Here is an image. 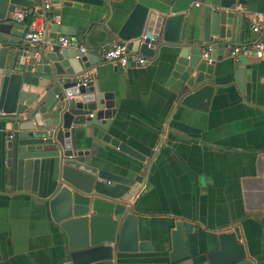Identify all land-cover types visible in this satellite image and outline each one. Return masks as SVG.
Segmentation results:
<instances>
[{
    "label": "crops",
    "instance_id": "1",
    "mask_svg": "<svg viewBox=\"0 0 264 264\" xmlns=\"http://www.w3.org/2000/svg\"><path fill=\"white\" fill-rule=\"evenodd\" d=\"M243 1L235 7L240 41L234 40L238 22L233 18L222 60L212 69L214 91L206 111L200 112L176 107L167 82L172 63L166 53L139 68L100 62L101 53L119 42L115 35L131 0H52L58 26L79 30L62 36L97 58L90 82L112 95L108 135L145 158L138 162L110 146L92 145L102 169L133 180L127 200L138 214V239L150 245L145 253L122 254L117 264H168L169 231L175 221L192 224L198 251L197 257L177 264H206L202 254L216 248L217 234L234 229L245 258L264 264V31L253 34L248 29L250 16L264 12V0ZM215 3L210 1L214 9ZM202 7V0L190 6L184 19L186 35L196 26ZM20 11L28 12L15 7L13 13ZM8 17L12 21V14ZM24 21L27 30L29 21ZM52 25L48 20L47 32ZM58 35L51 36L47 49ZM42 43L43 37L34 48ZM256 43L263 46L260 57L251 50L231 57L232 48ZM235 70L240 72L241 89L234 83ZM7 135L0 122V264H58L64 236L51 222L46 204L54 183L40 170L31 195L6 186ZM89 141L82 139L80 147L90 150ZM205 239L213 244L205 248Z\"/></svg>",
    "mask_w": 264,
    "mask_h": 264
},
{
    "label": "water",
    "instance_id": "2",
    "mask_svg": "<svg viewBox=\"0 0 264 264\" xmlns=\"http://www.w3.org/2000/svg\"><path fill=\"white\" fill-rule=\"evenodd\" d=\"M42 1L0 0V122L10 135L3 146L4 183L11 191L31 195L40 170L54 183L46 204L51 222L64 236L58 264H117L122 254L145 253L150 245L138 239V214L127 200L133 180L102 169L92 145L110 146L138 162L145 158L108 135L112 95L99 92L94 82L76 87L74 79L97 65V58L56 45L45 47L52 35L72 36L79 30L53 24L45 30L40 48L22 44L25 21L12 22L8 15L19 7L31 16L34 5L42 8ZM131 1L117 40L147 60L166 53L172 63L167 82L176 107L205 112L215 88L214 62L222 60L233 18L238 22L234 40L240 41L235 7L244 1L217 0L214 9L211 0H202L199 20L189 35L184 19L194 0ZM207 46L209 60H201L200 50ZM233 76L241 89L240 72L235 70ZM82 139L90 140V150L80 147ZM238 240L237 229L217 234L216 248L202 254L205 263L252 264ZM212 244L205 239V248ZM169 245L168 264L197 257L192 224L173 222Z\"/></svg>",
    "mask_w": 264,
    "mask_h": 264
},
{
    "label": "built area",
    "instance_id": "3",
    "mask_svg": "<svg viewBox=\"0 0 264 264\" xmlns=\"http://www.w3.org/2000/svg\"><path fill=\"white\" fill-rule=\"evenodd\" d=\"M35 1L38 2L39 0ZM195 6H197V4H195ZM52 9V0H43L42 8L39 4L36 6V8H33V12L31 14L32 20L29 23V28L25 31L22 37V44L24 46L32 48L41 42L48 20L58 26V16L53 13ZM26 17V11H20L17 13L15 12L12 14V21L22 24ZM248 29L253 34H259L264 31V12L255 13L250 16ZM54 44L60 48L77 50L81 54L86 53L85 48L81 44L62 35L56 36ZM262 47V44L258 43L249 46V48L234 47L232 48L230 55L234 58L241 51L246 52L251 50L255 55L260 57ZM210 51V46L204 48V50L200 53V59L207 61ZM99 60L100 62L109 64L113 67L121 68H139L147 63V59L145 57L127 51L125 44L121 42H114L110 44L101 53ZM94 73V69L90 68L88 71L82 73V75L79 77H76L74 79L76 82V87L86 88L88 83L92 80ZM7 139H10V135L7 136Z\"/></svg>",
    "mask_w": 264,
    "mask_h": 264
},
{
    "label": "trees",
    "instance_id": "4",
    "mask_svg": "<svg viewBox=\"0 0 264 264\" xmlns=\"http://www.w3.org/2000/svg\"><path fill=\"white\" fill-rule=\"evenodd\" d=\"M25 20H28V21H29V23H30V22H31V20H32V17L27 15V17L25 18Z\"/></svg>",
    "mask_w": 264,
    "mask_h": 264
}]
</instances>
